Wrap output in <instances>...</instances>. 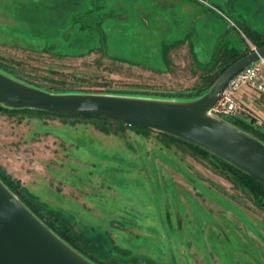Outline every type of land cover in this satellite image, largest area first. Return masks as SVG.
<instances>
[{
    "label": "rangeland",
    "instance_id": "rangeland-1",
    "mask_svg": "<svg viewBox=\"0 0 264 264\" xmlns=\"http://www.w3.org/2000/svg\"><path fill=\"white\" fill-rule=\"evenodd\" d=\"M114 2L0 0V36L10 37L0 38V71L58 94L199 95L203 80L183 63L160 72L142 23L109 22L126 12ZM0 179L96 264H264V195L215 155L156 130L0 110Z\"/></svg>",
    "mask_w": 264,
    "mask_h": 264
},
{
    "label": "water",
    "instance_id": "water-1",
    "mask_svg": "<svg viewBox=\"0 0 264 264\" xmlns=\"http://www.w3.org/2000/svg\"><path fill=\"white\" fill-rule=\"evenodd\" d=\"M264 58V42L231 63L204 94L166 100L97 93L45 92L0 71V104L7 109L106 117L190 142L264 185V142L210 113L227 82ZM0 264H96L52 232L0 179Z\"/></svg>",
    "mask_w": 264,
    "mask_h": 264
},
{
    "label": "crops",
    "instance_id": "crops-1",
    "mask_svg": "<svg viewBox=\"0 0 264 264\" xmlns=\"http://www.w3.org/2000/svg\"><path fill=\"white\" fill-rule=\"evenodd\" d=\"M110 1H115L114 6L125 8L126 12L110 15L109 22L126 20L142 23L141 37L148 39V46L152 40L151 46L160 49V72L169 73L170 65L183 63L182 72L188 71L203 80V83L195 85L197 90H201L199 95L207 90L205 88L216 74L218 65L235 50H242L243 42L251 48L253 46L246 38L240 40L239 33L228 25L225 17L239 20L264 35V0ZM4 19L5 13L0 10V20ZM0 38L10 39L3 35ZM235 99L241 107L239 120L263 131L264 94H256L245 86L235 93ZM249 110L260 117L258 122L246 116Z\"/></svg>",
    "mask_w": 264,
    "mask_h": 264
},
{
    "label": "built area",
    "instance_id": "built-area-1",
    "mask_svg": "<svg viewBox=\"0 0 264 264\" xmlns=\"http://www.w3.org/2000/svg\"><path fill=\"white\" fill-rule=\"evenodd\" d=\"M225 20L231 27H235L236 23L229 17H225ZM241 33V32H240ZM243 34V33H242ZM244 35V34H243ZM257 46H252V50H256ZM264 58L255 64H251L246 67L242 72L233 76L225 85L226 87L221 91L219 101L211 108L210 113L215 114L227 121H233V119L240 116L239 101L235 99V93L245 86L256 94H264ZM252 115V112H249ZM252 119V118H251ZM257 122V121H256Z\"/></svg>",
    "mask_w": 264,
    "mask_h": 264
},
{
    "label": "trees",
    "instance_id": "trees-1",
    "mask_svg": "<svg viewBox=\"0 0 264 264\" xmlns=\"http://www.w3.org/2000/svg\"><path fill=\"white\" fill-rule=\"evenodd\" d=\"M235 21V23H236V26L238 27V29L237 28H235V27H231V28H233L234 30H236V31H239V33L241 32V35H242V33L244 34V36H242V40L244 41L245 40V38L246 39H248L255 47L257 46V47H259V46H261V44L264 42V35L263 34H261L260 32H257L256 30L255 31H253L251 28H249L248 26H246L243 22H239V20H234ZM246 46H247V49H245V51H243V53H241L240 52V50H235L234 52H232L231 54H230V56L226 59V61L225 62H223V63H220L219 65H218V72L216 73V75H214V77H212V79L210 80V82H209V84L206 86V88L205 89H207L208 90V88H209V86L211 85V83L214 81V80H216V78L221 74V72L223 71V70H225L226 68H228L229 66H230V64L231 63H234L236 60H238V58H241V57H243V55L244 54H246L247 52H249V51H251L252 49H251V47H250V45H248V44H246ZM0 110H12V111H19V110H16V109H7V108H5L4 106H2L1 104H0ZM22 111H32L33 113H35V112H38V113H45L44 111H38V110H32V109H22L21 111H19V113L20 112H22ZM48 113H50V112H48ZM48 113H45V114H48ZM55 114H58V113H55ZM58 115H60V114H58ZM61 115H66V116H71V115H67V114H61ZM60 115V116H61ZM71 117H73V116H71ZM89 117H97V116H89ZM101 118H106V117H101ZM101 118H99L98 117V119H101ZM106 119H108V118H106ZM252 120V119H251ZM118 121V120H117ZM229 123H231L232 125L234 124V125H236V126H238V127H240V128H242V130L244 131V132H249L250 134H252V135H254L255 137H257L258 139H261V140H263V142H264V134H263V132H260V130L259 131H257L254 127H252V125L251 124H248V123H246V124H244V123H242V121L241 120H239V118H236V119H233V121H229ZM142 127V126H141ZM143 128H145V127H143ZM147 129H149V128H147ZM152 131V130H151ZM159 133V132H158ZM160 134H162V135H164L163 133H160ZM165 137H167V136H170V135H164ZM170 137H173V138H175V139H177V137H174V136H170ZM177 140H179V139H177ZM182 140V139H181ZM181 140H179V141H181ZM183 141H185V140H183ZM187 142V141H186ZM187 143H189V145H191V143L190 142H187ZM193 148L195 147L196 149H200V150H202V151H204V149H202V148H200V147H198V146H196V145H191ZM205 153H208V152H206V151H204ZM216 157V156H215ZM218 158V157H217ZM218 160H220V159H218ZM221 161V160H220ZM223 161V160H222ZM223 162H225V161H223ZM225 163H227V162H225ZM228 165H230L229 163H227ZM231 167L233 168V170H236V171H238L239 173H241L246 179H247V181H248V183H249V185H250V187H251V190L253 191V193H255V194H259V195H264V185L262 184H260V183H258V181L257 180H255V179H253L252 177H250L249 175L247 176V175H245L244 174V172H242L241 170H239V169H237V167H233L232 165H231ZM3 179H4V177H2ZM6 179V178H5ZM47 225L50 227V229H51V231H55V229H54V226H50L48 223H47ZM56 232V231H55ZM60 234V233H59ZM60 236L62 237V235L60 234ZM62 239H64V242L65 243H68V242H66L67 241V239H65V238H62ZM70 244V243H69ZM72 248H74L75 249V247L74 246H72V245H70ZM77 251H79V250H77ZM84 256V255H83ZM89 259V258H88Z\"/></svg>",
    "mask_w": 264,
    "mask_h": 264
}]
</instances>
